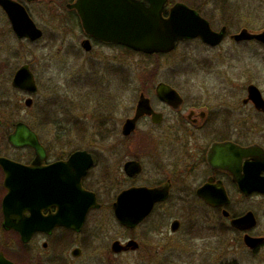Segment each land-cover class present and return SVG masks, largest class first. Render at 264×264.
I'll use <instances>...</instances> for the list:
<instances>
[{"label": "flooded vegetation", "instance_id": "obj_1", "mask_svg": "<svg viewBox=\"0 0 264 264\" xmlns=\"http://www.w3.org/2000/svg\"><path fill=\"white\" fill-rule=\"evenodd\" d=\"M14 1L25 7L42 30V36L44 29L34 20L32 4L44 8L49 23L57 22L63 5L71 13L79 26L76 56L83 60L78 64H97L101 71L94 76L97 80H92L93 76L87 79L76 72L75 83L77 87L82 85V94L75 99L77 110L82 106L89 109L92 102H97L94 92L101 85L105 88V94L98 101L106 108L101 118L95 119L85 113L82 118H75V123L79 124L77 129L79 126L83 132L105 134L108 138L117 136L120 140L90 144L46 143L36 132L33 122H24L37 135L44 151L36 162L32 147H15L8 141V134L15 123L6 127L3 119L9 116L10 110L0 109V157L27 167L38 165L27 172L21 189L20 185H13L10 190L0 164V264H159L160 253L165 247L168 248L169 264H187L189 244L194 240L191 238L203 227L221 230L222 223H225L230 231L241 232L243 236L244 231L232 227L230 220L251 209L235 210L233 205L239 199L264 197V192L246 191L250 187L248 182L246 185L243 183L244 188L241 187L239 180L254 177L255 169L250 157L238 159L237 152L252 146L264 151V80L254 79L249 68L243 71L246 78L242 79L238 74L231 79H194L189 75L176 79L170 78L169 73L167 77H161L158 72L162 67H166V71L177 69L170 64H138L141 72L149 71L152 77L139 80L136 100L128 106L125 100L126 67L122 63L111 65V58L105 51L113 47L124 54L127 47L104 42L87 33L77 10L72 7L77 0ZM176 2L193 8L209 22L213 31H219L223 26L226 28L218 45L229 36L236 43L249 42L264 50V43L257 39L235 40L232 37L244 28L258 33L264 27L257 31L241 27L230 33L227 23H224L216 29L196 7L181 0H167L163 17L169 15L170 7ZM0 10L13 32L1 6ZM190 39L201 40L198 37L184 40ZM86 41L88 48L85 47ZM22 64L9 75L10 85L15 71ZM184 68L192 71L191 64L184 65ZM112 72L117 73V82ZM100 75H104L103 79L98 78ZM112 82L115 85L113 90L110 87ZM159 84L167 85L176 93L171 101L158 94ZM117 98L118 103H115ZM141 98L147 100L151 112L139 116L133 128L125 133L124 125L134 116ZM60 129L69 128L60 125ZM133 135L137 140L128 142ZM144 136L149 142L141 141ZM213 150L216 157L224 154L233 156L230 169L210 162ZM78 151L85 154L73 165L65 169L59 166ZM82 169L84 171L78 181L64 183L69 172L76 178ZM260 176L264 177V170L260 171ZM32 177L39 180L32 182ZM207 183L223 187L224 192L210 191L209 195L225 196L227 201L221 205L207 203L198 192ZM143 190H151L156 196L147 192L143 199L138 195ZM159 190H164L165 195L158 197ZM121 194L125 198L129 196L130 211L142 214L147 211L145 215L130 223L119 220L114 208ZM208 216L211 222L205 223ZM254 227L246 232L263 237L257 247H248L255 253L264 245V235H254ZM205 249L204 245L194 249V252L200 251L197 253L198 263L202 253L206 254ZM211 251L215 256L218 251L216 244L212 245Z\"/></svg>", "mask_w": 264, "mask_h": 264}, {"label": "rangeland", "instance_id": "obj_2", "mask_svg": "<svg viewBox=\"0 0 264 264\" xmlns=\"http://www.w3.org/2000/svg\"><path fill=\"white\" fill-rule=\"evenodd\" d=\"M181 1L196 7L216 29L224 23H227L230 33L238 31L241 27H246L251 31L264 27V0ZM30 7L34 20L44 29L43 36L34 41L17 39L9 29L6 16L0 10V92H3L5 98L3 101H7L4 102L8 105L5 109L10 110L9 116L3 119L4 125L11 127L18 121L33 122L36 132L46 143L118 142L120 139L117 136L108 138L105 134L83 132L79 126L77 129L79 124L75 123V118L79 116L82 118L85 113L95 119L101 118L106 110L104 105L98 103L105 94L104 85L94 92V99L97 102H92L89 109L86 110L84 106L80 107V110L76 108L75 99L77 95L82 94L80 93L82 85L77 87L75 83L76 72L83 74V77L87 79L101 73L97 64L94 66L86 62H82V65L78 64V61L83 59L76 56L77 43L80 38L77 21L70 12H67L64 5L56 23L47 22L48 13L44 12L43 7L36 4ZM259 47L249 42L236 43L227 36L216 47L208 46L198 39L181 40L171 52L158 56L143 55L129 49L122 54L119 48L113 47L105 51L106 56L111 58V65L118 66L122 63L126 67L128 82L126 81L125 100L130 106L136 100L139 80L152 77L149 71L141 72L138 64H170L177 69L166 71V67H162L158 72L161 77H167L169 73L170 78L176 79H183L186 75L194 79H231L236 78V74L242 79L246 78L243 71L249 68L254 79L264 80V50ZM24 62L30 65L36 78L37 90L32 94L13 90L10 85L9 75L12 70ZM186 64H191V72L183 69ZM111 75L117 82V73L112 72ZM103 76L100 75L98 78L103 79ZM92 80L97 79L94 77ZM110 85L113 90L115 85L113 82ZM27 96L33 99L30 107L24 104ZM115 103H118V98ZM57 125L59 129L56 128ZM60 125H67L69 129H60ZM136 140V136L133 135L128 142ZM141 141L149 142L146 136ZM247 208L251 209L257 218V225L252 230L253 234L264 235V197L239 199L233 205L235 210ZM205 221V223L211 222L209 216ZM196 233L191 238L194 240L189 244L190 256L187 264H264V245L255 253L250 251L243 242L242 233L230 231L225 223H222L221 230L203 227ZM213 244H216L218 249L215 256L211 251ZM198 245H204L207 249H205L206 254L202 253L199 263L197 253L200 251L195 250L194 252ZM162 251L164 252H159L162 254L159 264H169L168 248L165 247Z\"/></svg>", "mask_w": 264, "mask_h": 264}, {"label": "water", "instance_id": "obj_3", "mask_svg": "<svg viewBox=\"0 0 264 264\" xmlns=\"http://www.w3.org/2000/svg\"><path fill=\"white\" fill-rule=\"evenodd\" d=\"M166 3L167 0H77L72 7L77 10L82 27L87 33L104 42L122 44L131 50L146 54L169 52L176 46L178 41L188 38L198 37L210 46L218 45L224 38L226 32L224 26L219 31H213L205 18L184 3H174L170 7L169 15L163 17L162 11L165 9ZM0 6L6 13L11 28L18 38H27L34 41L42 36V30L29 16L23 5L14 0H0ZM232 37L235 40L257 39L264 43V29L261 32L252 33L244 28ZM87 42L85 43L86 48H88ZM11 85L28 93H34L37 90V83L28 64H22L15 71ZM157 92L168 101H171L172 95L176 94L173 89L164 84L158 85ZM32 101L31 96L26 97L24 99L25 106H31ZM150 112L151 109L147 100L141 98L138 101L134 116L124 125V132L128 133L133 128V124L139 116ZM8 141L15 147L26 145L32 147L36 153V162L43 156L44 151L37 135L23 121L15 123L13 131L8 134ZM237 153L238 159L250 157L253 160L255 169L254 177H249L246 181L239 180L241 187L244 188L248 182L250 187L246 191L251 189L263 193L264 177L260 176V171L264 170V151L257 146H252L248 149H239ZM84 154V151L75 152L69 157L68 161L59 163V166L62 165L65 169L73 165ZM215 154L216 152L213 150L209 156L210 162L230 169L229 163L233 160V156L224 154L222 157H216ZM0 164L5 171V184L10 190L13 185H20L19 189H21L26 180L27 172L38 167L37 163L35 167H27L4 157H0ZM83 169L76 178L74 174L69 172L67 174L68 180L64 178V183L78 181L84 171ZM35 180L38 181L39 178H31L32 182ZM210 191L224 192V189L212 183H207L198 190L204 200L211 205H221L227 201L225 196H210ZM147 192H150L154 197L156 196V193L151 190H143L138 195L145 199L146 195L143 194H147ZM158 195V197L165 195V191L159 190ZM124 198V194L119 195L114 208L115 215L119 220L130 223L145 215L147 211L144 214L130 211L129 196ZM125 200L128 209L125 207ZM224 214H227V212L224 211ZM256 223V217L251 210L230 220L232 227L244 231L243 242L249 248L257 247L263 240V237L252 236L246 232L254 227Z\"/></svg>", "mask_w": 264, "mask_h": 264}, {"label": "trees", "instance_id": "obj_4", "mask_svg": "<svg viewBox=\"0 0 264 264\" xmlns=\"http://www.w3.org/2000/svg\"><path fill=\"white\" fill-rule=\"evenodd\" d=\"M142 54V53H141ZM144 55V54H143ZM146 56V55H145ZM148 57V56H147ZM13 89V88H12ZM14 90V89H13ZM2 98H4L3 92H0V109H5L6 107H8L7 104H5L4 102L7 101H3ZM5 99V98H4ZM4 103V104H3Z\"/></svg>", "mask_w": 264, "mask_h": 264}]
</instances>
